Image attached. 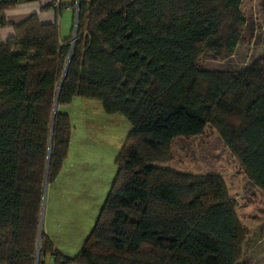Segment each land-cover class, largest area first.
I'll return each instance as SVG.
<instances>
[{"label": "trees", "instance_id": "1", "mask_svg": "<svg viewBox=\"0 0 264 264\" xmlns=\"http://www.w3.org/2000/svg\"><path fill=\"white\" fill-rule=\"evenodd\" d=\"M39 1L0 0V26L6 9ZM56 2L76 14L74 38L33 14L0 42V264H46L47 254L52 264H243L245 232L222 178L164 165L174 138L211 127L264 192V52L237 74L197 66L204 52L232 55L242 0ZM75 96L121 114L130 131L94 226L68 256L38 233L44 180L70 140L57 108Z\"/></svg>", "mask_w": 264, "mask_h": 264}, {"label": "rangeland", "instance_id": "2", "mask_svg": "<svg viewBox=\"0 0 264 264\" xmlns=\"http://www.w3.org/2000/svg\"><path fill=\"white\" fill-rule=\"evenodd\" d=\"M240 11L245 25L232 55L220 59L204 52L197 61L200 69L237 74L263 54L264 0H242ZM63 18L61 21H68ZM57 109L69 116L70 140L57 177L42 191L38 240L40 231L53 225L56 233H62L58 235L60 247H54L73 256L81 249L104 203L116 174L114 160L130 124L121 114H106L101 102L94 99L75 96ZM170 145L171 159L165 166L194 176L215 174L222 178L245 232L239 261L264 264V192L248 182L217 132L206 127L199 135L174 138ZM44 259L52 264L49 254Z\"/></svg>", "mask_w": 264, "mask_h": 264}, {"label": "crops", "instance_id": "3", "mask_svg": "<svg viewBox=\"0 0 264 264\" xmlns=\"http://www.w3.org/2000/svg\"><path fill=\"white\" fill-rule=\"evenodd\" d=\"M44 5H47L48 8L41 10V6ZM69 11L71 12V15H66V12ZM33 14L37 16L39 22L41 23H58L59 34L62 39L69 37L72 34V22L75 15L72 8L66 6L62 9H59L57 7L56 0H40L39 2L21 3L4 11L3 17L5 25L0 26V42L5 41L13 34L12 25L15 26L21 24ZM61 18H68V21H61ZM43 232L52 240L56 247H60L58 235L62 233H59V231L56 233L53 229V225H47Z\"/></svg>", "mask_w": 264, "mask_h": 264}, {"label": "water", "instance_id": "4", "mask_svg": "<svg viewBox=\"0 0 264 264\" xmlns=\"http://www.w3.org/2000/svg\"><path fill=\"white\" fill-rule=\"evenodd\" d=\"M74 26H76V14H75V25ZM75 33H76V29L74 28L73 38L75 37ZM65 68H66V65H65ZM55 107H56V104L54 103V107H53L54 110H55ZM45 185H46V180H44V186L43 187H45ZM37 253H38V247H37Z\"/></svg>", "mask_w": 264, "mask_h": 264}, {"label": "built area", "instance_id": "5", "mask_svg": "<svg viewBox=\"0 0 264 264\" xmlns=\"http://www.w3.org/2000/svg\"><path fill=\"white\" fill-rule=\"evenodd\" d=\"M10 1H12V2H17V1H19V0H10Z\"/></svg>", "mask_w": 264, "mask_h": 264}]
</instances>
